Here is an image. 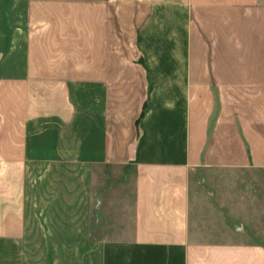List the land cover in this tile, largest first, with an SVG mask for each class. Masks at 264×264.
<instances>
[{
	"label": "crops",
	"instance_id": "obj_1",
	"mask_svg": "<svg viewBox=\"0 0 264 264\" xmlns=\"http://www.w3.org/2000/svg\"><path fill=\"white\" fill-rule=\"evenodd\" d=\"M222 173L264 190V0H0V264H264L193 226Z\"/></svg>",
	"mask_w": 264,
	"mask_h": 264
},
{
	"label": "rangeland",
	"instance_id": "obj_2",
	"mask_svg": "<svg viewBox=\"0 0 264 264\" xmlns=\"http://www.w3.org/2000/svg\"><path fill=\"white\" fill-rule=\"evenodd\" d=\"M98 177L103 191L97 197L101 205L95 210V216L103 220L106 228L117 224V218L123 220L124 214L130 215L132 174L122 166L105 167ZM254 177L222 173L204 175L199 180L191 178L194 228L208 240H261L264 235L263 180L262 176H258V181Z\"/></svg>",
	"mask_w": 264,
	"mask_h": 264
}]
</instances>
